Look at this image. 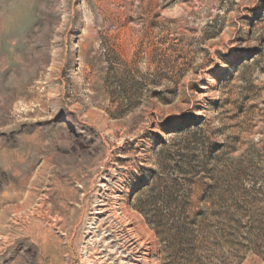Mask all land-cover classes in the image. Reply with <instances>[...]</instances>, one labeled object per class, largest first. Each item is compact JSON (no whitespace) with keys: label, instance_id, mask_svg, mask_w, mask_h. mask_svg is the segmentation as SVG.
I'll list each match as a JSON object with an SVG mask.
<instances>
[{"label":"rangeland","instance_id":"obj_1","mask_svg":"<svg viewBox=\"0 0 264 264\" xmlns=\"http://www.w3.org/2000/svg\"><path fill=\"white\" fill-rule=\"evenodd\" d=\"M0 38V264H264V0H31Z\"/></svg>","mask_w":264,"mask_h":264},{"label":"clouds","instance_id":"obj_2","mask_svg":"<svg viewBox=\"0 0 264 264\" xmlns=\"http://www.w3.org/2000/svg\"><path fill=\"white\" fill-rule=\"evenodd\" d=\"M31 0H0V38L23 32L31 23Z\"/></svg>","mask_w":264,"mask_h":264}]
</instances>
